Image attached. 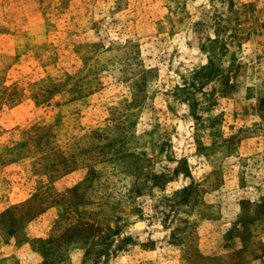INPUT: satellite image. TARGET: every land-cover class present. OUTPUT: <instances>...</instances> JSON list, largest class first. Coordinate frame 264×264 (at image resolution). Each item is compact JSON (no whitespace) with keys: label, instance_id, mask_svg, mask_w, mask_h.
<instances>
[{"label":"rangeland","instance_id":"rangeland-1","mask_svg":"<svg viewBox=\"0 0 264 264\" xmlns=\"http://www.w3.org/2000/svg\"><path fill=\"white\" fill-rule=\"evenodd\" d=\"M0 264H264V0H0Z\"/></svg>","mask_w":264,"mask_h":264}]
</instances>
